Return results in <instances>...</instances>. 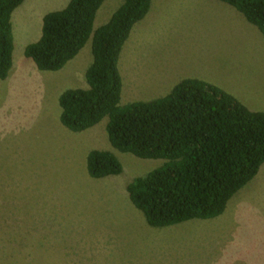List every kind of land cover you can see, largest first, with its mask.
Segmentation results:
<instances>
[{
    "label": "rangeland",
    "instance_id": "obj_1",
    "mask_svg": "<svg viewBox=\"0 0 264 264\" xmlns=\"http://www.w3.org/2000/svg\"><path fill=\"white\" fill-rule=\"evenodd\" d=\"M68 1L25 0L13 13L14 62L0 79V264H264V163L220 216L152 227L127 186L164 160L115 150L108 118L82 132L61 123L59 96L86 86L92 39L58 71L39 70L24 49L44 15ZM122 3L106 0L95 28ZM119 68L123 105L199 78L264 110V35L220 0H152ZM95 148L118 155L123 172L92 178L86 158Z\"/></svg>",
    "mask_w": 264,
    "mask_h": 264
},
{
    "label": "trees",
    "instance_id": "obj_2",
    "mask_svg": "<svg viewBox=\"0 0 264 264\" xmlns=\"http://www.w3.org/2000/svg\"><path fill=\"white\" fill-rule=\"evenodd\" d=\"M25 0H0V79L14 62L13 13ZM106 0H69L43 17L40 37L24 54L42 71H58L92 39L93 60L86 86L59 96L60 121L73 132L107 119L111 146L142 159H163L133 178L132 204L152 227L224 213L229 200L249 183L264 163V110H254L220 86L185 78L170 93L121 104L120 55L134 26L149 13L152 0H123L110 19L95 28ZM264 35V0H220ZM95 179L119 175L123 163L112 150L91 149L86 158Z\"/></svg>",
    "mask_w": 264,
    "mask_h": 264
},
{
    "label": "crops",
    "instance_id": "obj_3",
    "mask_svg": "<svg viewBox=\"0 0 264 264\" xmlns=\"http://www.w3.org/2000/svg\"><path fill=\"white\" fill-rule=\"evenodd\" d=\"M234 197V196H233ZM230 203V202H229ZM229 206V205H228ZM228 209V208H227Z\"/></svg>",
    "mask_w": 264,
    "mask_h": 264
}]
</instances>
